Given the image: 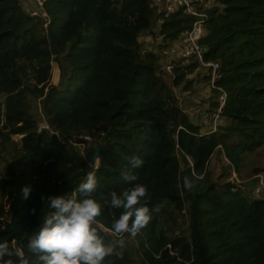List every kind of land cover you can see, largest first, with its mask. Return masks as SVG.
Here are the masks:
<instances>
[{"label":"trees","instance_id":"obj_1","mask_svg":"<svg viewBox=\"0 0 264 264\" xmlns=\"http://www.w3.org/2000/svg\"><path fill=\"white\" fill-rule=\"evenodd\" d=\"M220 3L208 12L201 42L205 58L220 64L225 122L201 134L175 91L192 89L194 65L176 66L171 78L156 50L140 51V35L155 27L149 0H45L46 25L18 0H0V241L40 264L27 244L52 211L46 197H79L93 146L78 144L96 135L95 227L113 247L103 264H264V198L230 179L232 170L240 175L242 154L264 145V0ZM191 23L178 10L159 33L173 39ZM53 60L57 84L49 83ZM215 152L216 176L208 168ZM132 156L143 164L132 168ZM126 170L147 188L141 204L161 211L121 248L112 234L121 210L106 201L131 186Z\"/></svg>","mask_w":264,"mask_h":264},{"label":"clouds","instance_id":"obj_2","mask_svg":"<svg viewBox=\"0 0 264 264\" xmlns=\"http://www.w3.org/2000/svg\"><path fill=\"white\" fill-rule=\"evenodd\" d=\"M129 161L132 168L143 164L138 156H132ZM90 168L84 182L79 185V197L76 191L46 197L52 211L40 219L27 244L28 250L37 255L40 264H103L104 258L112 254L113 247L105 244L95 227L102 210L93 195L98 185L96 173L99 163L96 161ZM121 176L131 186L119 194L112 191L110 201L106 203L110 208L121 210L119 218H113L112 234L117 238L115 243L123 248L124 235L135 238L150 223L153 213H160L161 207L156 205L150 209L141 204L147 188L134 183L138 180L136 174L126 170L122 171ZM195 178L199 179L198 176ZM193 186V181L185 176L183 188L190 191ZM22 191L24 198H28L31 186H25ZM0 264H30V260L23 248L10 246L5 239L0 241Z\"/></svg>","mask_w":264,"mask_h":264},{"label":"built area","instance_id":"obj_3","mask_svg":"<svg viewBox=\"0 0 264 264\" xmlns=\"http://www.w3.org/2000/svg\"><path fill=\"white\" fill-rule=\"evenodd\" d=\"M18 1L24 5V9L30 15L40 16L44 18L45 25L48 23L45 0ZM149 1L156 13L155 27L153 33H150L154 36V44L160 58L161 69L171 74L172 78L174 76L173 70L176 66L186 67L194 65V72L188 73L187 77L198 78L201 82L202 92L207 100L202 106L200 114V133L209 134L217 131L223 120L226 92L217 83V80L221 77L219 61L205 58L207 47L201 40L205 36V23L208 19V12L213 8L220 7V0ZM178 10L191 17L192 23L189 27L182 29L177 37L168 39L164 34L159 33V27L167 17ZM144 50H152V48ZM175 91L180 105L181 95L177 90ZM230 179L241 188L243 181L239 179L234 170H232ZM248 180L253 183L252 186H249L252 188L254 196L264 198V171L253 174Z\"/></svg>","mask_w":264,"mask_h":264},{"label":"rangeland","instance_id":"obj_4","mask_svg":"<svg viewBox=\"0 0 264 264\" xmlns=\"http://www.w3.org/2000/svg\"><path fill=\"white\" fill-rule=\"evenodd\" d=\"M22 6L24 7V5H22ZM153 38H154V36L150 32H145V33L141 34L140 37H139V39L141 41L140 51H143L146 48H148V49L152 48V50H156ZM193 78H195V77H193ZM58 79H59L58 65L53 60L51 62V74H50V78H49V83L50 84H57L58 83ZM198 82H199V80L195 79V83L194 84H197ZM191 90L193 92H195V87H192ZM188 117L190 118V120H191V122L193 124L197 123V119H194L193 116H190L188 114ZM199 122H200V119H199ZM39 123H40V126L50 127L49 123L46 120H43L42 118L40 119ZM12 138L14 140H18L20 138V136L14 135V136H12ZM83 138H85L88 142L85 143V144H82V143L78 144L79 149H81V150H83V148L85 146H89V147L94 146V143L97 140V136L96 135L94 137H92V138H87V137H83ZM96 161L98 163V160H96ZM221 165H222V162H221V160L218 157V153L215 152L213 154V156L209 160L208 168L213 173V175L216 176L220 172ZM255 167L264 169V145L259 147V148H257V149H255L254 151L244 152L242 154V159H241V163H240V166H239L240 175H238L236 173L238 175L239 179H241L243 181V183L241 185V189L242 190H246V192L250 193V195H252V194L255 195L253 190H252V188L250 187V186L253 185V183L248 180L253 175V171L252 170ZM123 239H124L125 243L126 242H130V241L132 242L133 240L135 241V239L133 237H131V236L127 237V236L124 235ZM116 240H117V238H116ZM134 244H136V243L134 242Z\"/></svg>","mask_w":264,"mask_h":264},{"label":"crops","instance_id":"obj_5","mask_svg":"<svg viewBox=\"0 0 264 264\" xmlns=\"http://www.w3.org/2000/svg\"><path fill=\"white\" fill-rule=\"evenodd\" d=\"M195 92L190 90L180 91L181 95L180 107L188 115L193 116L194 119H197L199 124L200 114L202 111V106L205 104L206 96L202 92L201 82L194 84ZM222 122H225L223 118Z\"/></svg>","mask_w":264,"mask_h":264},{"label":"water","instance_id":"obj_6","mask_svg":"<svg viewBox=\"0 0 264 264\" xmlns=\"http://www.w3.org/2000/svg\"><path fill=\"white\" fill-rule=\"evenodd\" d=\"M99 150H100V141L96 140L93 148H91L85 156L86 161L89 163V165L96 163Z\"/></svg>","mask_w":264,"mask_h":264}]
</instances>
